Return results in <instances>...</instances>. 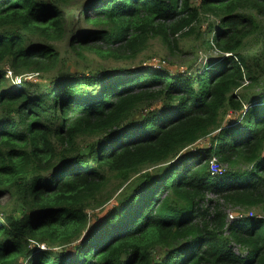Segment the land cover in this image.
I'll return each instance as SVG.
<instances>
[{
	"label": "trees",
	"instance_id": "1",
	"mask_svg": "<svg viewBox=\"0 0 264 264\" xmlns=\"http://www.w3.org/2000/svg\"><path fill=\"white\" fill-rule=\"evenodd\" d=\"M3 196L0 264H264V0H0Z\"/></svg>",
	"mask_w": 264,
	"mask_h": 264
},
{
	"label": "rangeland",
	"instance_id": "2",
	"mask_svg": "<svg viewBox=\"0 0 264 264\" xmlns=\"http://www.w3.org/2000/svg\"><path fill=\"white\" fill-rule=\"evenodd\" d=\"M199 3V1H194L192 2V4L194 6H196ZM212 21V20H211ZM210 19L206 20L203 19L201 22V28L202 31L205 32L207 30V26L209 25V22H211ZM181 45L179 47H183L184 50H186V53H181V52H176L175 56H169L168 51L166 50L165 46L159 41V40H152L149 43V47L148 49L144 52L141 53L139 55H137L134 59H126L124 61H121L119 64L114 63V65H116L117 67H137L139 65V63H142L141 66H148V65H153V66H168V62L172 63V65H174V67L169 68V69H174V68H178L179 72L181 71H185L187 69V67H193V71L198 69L199 71L202 70L203 67H205V65L211 61H215L216 59H218V54L213 51H205L204 49H202L201 44L200 43H196L197 49L194 50V48L192 50L187 51L183 41L181 40ZM194 44V42H190L188 44H186V46H192ZM84 55L87 58H93V56L84 53ZM160 57H164L165 61L163 59H161ZM105 66L108 65H112L111 61H108L107 63H102ZM38 74L33 73L32 75H29L26 77V81L27 82H37L38 80ZM25 80L23 82H25ZM9 82V81H8ZM22 82V83H23ZM235 117V116H234ZM233 116H227L225 122H229L231 121L233 118ZM197 147H208L209 146V139L205 138L202 139L200 141H198L196 144ZM244 166H240L239 168L242 170H247L246 168H243ZM223 168H226L225 165H223ZM215 199L214 197H208L207 199V208L210 209L213 207L214 203H215ZM6 196H3L0 198V202L4 203L6 202ZM220 204L222 205V209L224 214L227 216V221L228 222H233L235 220V214L238 213H242V209H238V208H232L230 206H227L225 204H223L222 202H220ZM256 212V211H255ZM258 213V212H257ZM243 258H245L246 254H242Z\"/></svg>",
	"mask_w": 264,
	"mask_h": 264
},
{
	"label": "built area",
	"instance_id": "3",
	"mask_svg": "<svg viewBox=\"0 0 264 264\" xmlns=\"http://www.w3.org/2000/svg\"><path fill=\"white\" fill-rule=\"evenodd\" d=\"M32 74H26L24 76L14 78V76L12 75V72L10 70H7L5 73V79L9 80L14 86L19 88L22 86V84H23L22 82L26 79V77L29 75H32ZM195 148H196V145H193L192 147H189L188 149L191 151H194ZM224 169L225 168H223V165H220L219 162L217 161V158H215V157L211 158V160L209 161V171H210L212 177H216V176L221 175L224 172ZM253 216H254L253 213H250L248 216L243 215V214H239L235 217V220H241V219H244L246 217H253ZM257 217L264 219V217H262L260 215H257ZM235 255L241 256L240 253H236Z\"/></svg>",
	"mask_w": 264,
	"mask_h": 264
},
{
	"label": "clouds",
	"instance_id": "4",
	"mask_svg": "<svg viewBox=\"0 0 264 264\" xmlns=\"http://www.w3.org/2000/svg\"><path fill=\"white\" fill-rule=\"evenodd\" d=\"M226 57H228V56H231V54H227V55H225ZM6 72V71H5ZM4 79H5V75H4ZM6 80V79H5ZM228 116H230V115H228ZM40 248L41 249H44V246H40ZM240 257V256H239Z\"/></svg>",
	"mask_w": 264,
	"mask_h": 264
}]
</instances>
